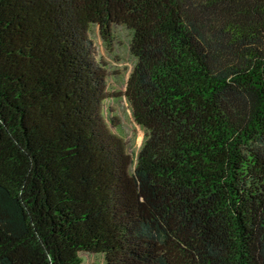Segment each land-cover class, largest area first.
<instances>
[{
  "label": "trees",
  "instance_id": "trees-1",
  "mask_svg": "<svg viewBox=\"0 0 264 264\" xmlns=\"http://www.w3.org/2000/svg\"><path fill=\"white\" fill-rule=\"evenodd\" d=\"M131 32L132 159L103 116ZM264 264V0H0V264Z\"/></svg>",
  "mask_w": 264,
  "mask_h": 264
},
{
  "label": "rangeland",
  "instance_id": "rangeland-1",
  "mask_svg": "<svg viewBox=\"0 0 264 264\" xmlns=\"http://www.w3.org/2000/svg\"><path fill=\"white\" fill-rule=\"evenodd\" d=\"M89 39L92 43L95 60L101 64L105 74L106 98L102 104L103 116L111 130L122 136L127 144V152L132 159L139 152L145 131L135 123L129 102L125 97L128 80L136 64L130 54L131 32L121 26H114L111 37L105 41L99 27L91 26ZM82 264H106L102 254L81 252Z\"/></svg>",
  "mask_w": 264,
  "mask_h": 264
}]
</instances>
